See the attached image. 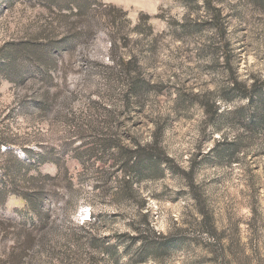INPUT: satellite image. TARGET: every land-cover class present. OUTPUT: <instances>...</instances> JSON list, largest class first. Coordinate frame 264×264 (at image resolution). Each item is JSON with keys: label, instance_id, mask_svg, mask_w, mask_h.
<instances>
[{"label": "rangeland", "instance_id": "1", "mask_svg": "<svg viewBox=\"0 0 264 264\" xmlns=\"http://www.w3.org/2000/svg\"><path fill=\"white\" fill-rule=\"evenodd\" d=\"M100 1L125 17L0 0V264H264V130L227 93L264 82V0H214L223 34L205 0ZM33 39L59 67H6Z\"/></svg>", "mask_w": 264, "mask_h": 264}, {"label": "trees", "instance_id": "2", "mask_svg": "<svg viewBox=\"0 0 264 264\" xmlns=\"http://www.w3.org/2000/svg\"><path fill=\"white\" fill-rule=\"evenodd\" d=\"M39 3H42L44 5H48L49 7L53 6L57 7L59 12H68V15L75 16L78 19H86L89 14H92L93 12H96L98 9L103 8L104 11V17H107L105 13H111L110 18L112 17L113 24H117L119 19H123L125 17V12L122 9H119L114 6H106L102 1L100 0H36ZM205 4L207 6L208 11L211 14V22L214 23V28L220 32V34H223L224 26L222 22V13L221 10L215 5L214 0H205ZM63 18V17H60ZM82 22V21H81ZM87 29H81L80 28H70L67 34L65 35V38L69 37V33H78V40H82L83 42H87L92 38L94 35V27L93 25H87ZM64 42L63 40H48L47 42H41L38 39H33L31 41L26 42H20L17 45H13L11 49H9V52L4 59L5 66L7 65H13L15 62L23 59L25 61H30L34 63L37 67L44 70L46 73L50 71V69H57L59 67L58 62V55L59 47L55 46V44H61ZM115 47L112 48V50ZM70 50H74L73 47H70ZM73 52V51H72ZM119 68V72L116 73L115 69H112L111 74H114L116 76L121 75L124 77V81L126 83H129V88L131 92H134L137 94L138 86H143V84L140 81L139 77H132V74H134L135 68L137 67V61L133 58L129 60H121L120 63L117 66ZM115 70V71H114ZM137 74V73H136ZM231 81L230 85L228 86V94L233 96H238L239 98H245L250 101V108H241L237 110V112H234L235 115L243 117H248L249 119V127L251 131L255 132L256 130H264V82L256 83L254 82L252 85L248 86L245 82L239 81L233 73V69H231ZM131 80V81H129ZM128 86V84H127ZM137 96V95H136ZM209 109L212 110V112L215 115L219 114V105H217L216 101H213L211 105H208ZM262 130V131H263ZM233 146L234 152H237L239 149L240 144L238 142H235ZM16 197V193H12L10 195H6L4 198H6L5 205L7 206V201L11 200L12 198ZM8 199V200H7ZM19 199L22 200V204L27 207L30 205V202L33 201L31 199V195L23 197L22 195H19ZM30 209L31 216H34V213L40 212V207L35 209L34 207H28ZM34 214V215H33ZM91 221V220H90ZM139 237H133L134 241H136ZM29 244V243H28ZM25 254V248L19 255H13L9 259L7 263L4 264H23L22 261L24 259Z\"/></svg>", "mask_w": 264, "mask_h": 264}, {"label": "bare ground", "instance_id": "3", "mask_svg": "<svg viewBox=\"0 0 264 264\" xmlns=\"http://www.w3.org/2000/svg\"><path fill=\"white\" fill-rule=\"evenodd\" d=\"M84 215H85V214H84ZM89 218H90V217H89ZM89 218H88V219H89Z\"/></svg>", "mask_w": 264, "mask_h": 264}]
</instances>
